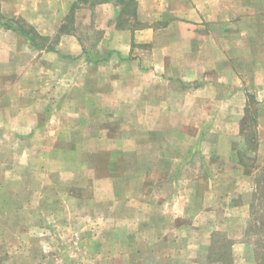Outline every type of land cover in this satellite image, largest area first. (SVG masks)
I'll return each mask as SVG.
<instances>
[{
	"label": "crops",
	"instance_id": "crops-1",
	"mask_svg": "<svg viewBox=\"0 0 264 264\" xmlns=\"http://www.w3.org/2000/svg\"><path fill=\"white\" fill-rule=\"evenodd\" d=\"M5 23L26 25L36 32L34 41ZM4 71L13 78L2 80ZM0 77L10 99L0 111L14 117L15 131L33 140H49L38 134L49 132L54 143L66 130V140L93 143L95 152L109 151L112 159L158 134L177 138L182 127L176 117L194 115L202 100H222L224 115H239L235 132L245 149L228 150L236 154L231 161L238 178L213 227L220 244L214 236L203 239L208 252L202 254L198 238L184 243L176 223L182 197L174 195V223L160 235L143 236L137 247L131 242L121 257L123 264H261L260 256L245 251L257 205L231 200L255 189L264 165V0H0ZM44 116L50 117L45 123ZM230 132L227 124L224 133ZM224 135L223 141L230 137ZM51 146L69 147H45ZM142 172L134 186L122 177L127 183L119 185L115 202L126 201L139 225L156 231L165 225L160 211L167 203L146 202L148 172ZM245 182L249 187L238 189ZM240 211L242 218L232 214Z\"/></svg>",
	"mask_w": 264,
	"mask_h": 264
},
{
	"label": "rangeland",
	"instance_id": "rangeland-1",
	"mask_svg": "<svg viewBox=\"0 0 264 264\" xmlns=\"http://www.w3.org/2000/svg\"><path fill=\"white\" fill-rule=\"evenodd\" d=\"M7 73H2V80L13 78L5 76ZM9 104L7 84L3 83L0 106ZM199 104L194 115L176 117L182 127L177 138L165 140L158 134L151 143L140 144L136 152L114 159L109 151L95 152L93 143L89 146L80 140H66V130L58 133L60 139L61 134L64 136L59 142L53 143L49 132H38L49 140L26 139L27 133L14 130V117L0 111V264H123L122 251L126 253L131 242L137 247L143 236L160 235L161 228L168 229L174 223V195L182 197L183 210L176 223L184 243L196 237L200 240L199 252H208L202 241L214 236L223 198L238 178L235 161H231L236 160V154L230 157L228 150L232 145L245 149V140L235 132L239 115H224L227 107L222 100H202ZM48 118L40 120L45 123ZM69 121L71 125L76 123L73 117ZM227 124L231 132L226 134L230 137L223 141ZM212 126L219 131L202 130ZM164 127L169 128L166 121ZM47 144L69 147H45ZM244 160L248 165L252 163L251 159ZM142 170L148 172L145 191L150 192L146 202L152 207L167 203L160 211L165 214V225L156 231L141 227L126 201L115 202L119 185L127 183L122 177L129 176L134 186ZM112 174H117L118 182L112 181ZM256 176L262 186L257 189L260 193L264 191V165ZM246 186L248 182L238 189ZM250 193L233 198L231 203L251 202ZM142 205L146 206H138ZM257 208L264 213L260 206ZM232 214L244 217L242 211ZM249 231L245 251L258 258L262 248L254 242L264 234L251 230L249 235ZM106 237L111 241H104ZM214 237L220 244L222 237Z\"/></svg>",
	"mask_w": 264,
	"mask_h": 264
},
{
	"label": "trees",
	"instance_id": "trees-1",
	"mask_svg": "<svg viewBox=\"0 0 264 264\" xmlns=\"http://www.w3.org/2000/svg\"><path fill=\"white\" fill-rule=\"evenodd\" d=\"M5 24L8 27L19 28L24 34H26L30 38V40L31 39L33 40V37H36V32H34L32 29H28L26 27V25L24 26L23 24H20L18 27H14L13 25H9L7 23H5ZM257 178H258V176H257ZM258 187L261 188L262 186H261V184L259 182V179L258 180L256 179L255 192L252 193V199H251L252 200V205H255L254 202L257 200V204L256 205L260 206V208L262 210H264V191L260 190V193H257ZM258 194H260V195H258ZM252 223L253 224H252V226L249 229L250 231L252 230L251 232L254 231V232H260V233L264 234V213H262V211L259 208H257L254 211V218L252 220ZM258 236H259L258 241L255 240L256 242H254V243L255 244H259L260 247L262 248V252L260 253V257L263 260H260L259 263L264 264V237H261V235H258ZM221 250H222V246H220V248L217 251L215 250L214 253L222 252Z\"/></svg>",
	"mask_w": 264,
	"mask_h": 264
}]
</instances>
